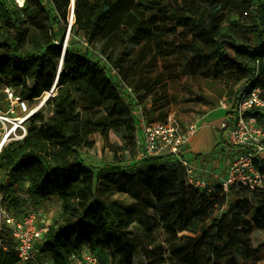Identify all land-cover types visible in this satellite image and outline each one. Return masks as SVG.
<instances>
[{"label":"trees","instance_id":"1","mask_svg":"<svg viewBox=\"0 0 264 264\" xmlns=\"http://www.w3.org/2000/svg\"><path fill=\"white\" fill-rule=\"evenodd\" d=\"M71 6L72 0H24L21 7L0 0V87L18 90L20 101H33L52 89ZM171 28L179 29L180 37ZM69 30L82 35L118 71L139 103L151 99L145 111L149 121H165L169 101L165 90L137 75L134 61L143 50V57L179 55L191 73L201 69L241 82L233 101L248 88H259L264 99V0H74ZM63 53L56 94L28 118L21 139L0 149L1 206L18 203L21 183L28 197L61 200L62 219L50 224L35 244L38 257L70 264L84 240L113 246L136 215L153 208L160 223L182 233L168 239L169 264H222L221 259L234 264L242 249L251 252L254 264H264V240L253 245L250 238L252 222H264V159L254 160L261 187L231 185L227 191L220 185L208 190L190 184L170 154L128 162L136 136L130 102L108 78L101 58L68 45ZM214 106L212 102L210 108ZM96 109L101 111L96 122L120 129L129 146L95 171L79 153L92 143ZM248 115L264 125L263 109ZM113 191L135 201L111 199ZM229 194L239 201L215 216ZM3 230L0 264H19L14 241L6 242ZM148 258V264H158ZM111 264L134 262L128 254H112Z\"/></svg>","mask_w":264,"mask_h":264},{"label":"rangeland","instance_id":"2","mask_svg":"<svg viewBox=\"0 0 264 264\" xmlns=\"http://www.w3.org/2000/svg\"><path fill=\"white\" fill-rule=\"evenodd\" d=\"M116 17L119 19L120 15ZM58 27L56 26V28ZM171 31H174L176 36L180 37L179 29L171 28ZM221 32V29L218 30V37L221 36ZM62 39L64 46L68 45L94 60L100 59L98 51L88 46L82 35H73L69 27L62 32ZM145 52L147 51L143 50L134 61L136 73L145 80L154 82L161 90H165L169 101L168 115L175 118L181 127L187 126L198 120L206 112L218 107L221 100L233 101L235 98L234 92L241 84V82L235 80H221L220 77H213L210 73H205L201 69H196L194 73H191L185 66L180 64L182 59L179 55L161 58L147 54L143 57ZM136 53L137 51L133 56ZM58 68L59 64L55 79L59 71ZM56 92L57 88H54L43 92L40 97L33 101H26V110H24L20 100L10 98L4 88L0 87V144L21 139L28 125V118L39 111ZM13 95L17 97L19 91L15 90ZM150 100L148 98L144 102V111L149 110ZM212 102L215 103V106L210 108ZM48 108L50 107L45 106V109ZM99 113H101L100 109H96L93 113V120L98 118ZM91 137V145L80 149L79 158L92 165L95 171L105 163L112 162L115 152L119 155L122 148L129 146L128 139L123 138L120 129L109 128L108 125H101L96 120L91 130ZM134 157L135 154L128 162L135 161ZM215 185L218 184H209V187ZM18 188L19 201L16 205H8V203L4 206L0 205V211H4V213H1V230L4 229L3 237L6 242H11L13 239L11 234L6 231V215L16 216L24 211L34 212L36 214V224L44 230L53 222L62 219L61 200L58 197L33 199L26 195L25 184H19ZM108 197L119 200L124 204H131L135 201L128 193L120 191H113ZM238 201L237 196L229 194L225 203L221 205L219 210L215 211V216L227 211ZM181 234L178 227L166 226L160 223L153 208H145L133 218V221L125 229L124 234L116 244L113 246L106 244L92 246L89 241L84 240L80 254L92 253L96 255L97 264H111L112 254L116 256L128 254L132 257L134 264H148V256L153 257L158 264H169L167 261L169 256L168 239L171 235L181 236ZM250 238L253 245L264 240V222H252ZM1 245L0 240V247ZM219 247L224 250L225 245L221 244ZM46 261L45 256L38 257V264H47ZM221 262L222 264H233L226 259H221ZM254 262L255 259L252 257L251 252L242 249L237 252L234 264H254ZM260 263H263V261L258 262V264ZM48 264L53 263L49 262Z\"/></svg>","mask_w":264,"mask_h":264},{"label":"built area","instance_id":"3","mask_svg":"<svg viewBox=\"0 0 264 264\" xmlns=\"http://www.w3.org/2000/svg\"><path fill=\"white\" fill-rule=\"evenodd\" d=\"M11 1L19 7L24 2V0ZM42 1L48 3V0ZM72 10L73 6L68 19L69 28L73 22ZM63 52L64 48L62 54ZM99 57L101 64L107 68L108 78L117 85L122 97L130 102L136 127L135 162H141L152 156L173 155L183 167L190 184L210 190L212 187L199 177L194 163L186 156L189 142L200 129V121L196 120L185 127H181L179 122L170 115L165 121H149L143 109L144 103L137 101L136 94L123 82L118 71L112 68L100 54ZM4 91L10 98L19 100L18 96L13 95L14 90L11 88L5 87ZM259 93V88H248L235 101L223 99L218 104V107L225 112V118L220 124L225 141L235 148L225 176L218 182L225 191L231 185L254 190L263 184L262 174L254 165V160L264 154V125L259 124L254 115H248V112L256 108L264 110V99L259 96ZM21 105L26 110L25 102L21 101ZM1 213L4 211H0V230ZM35 219L36 214L31 211L20 212L16 216L6 215V231L13 237L19 264H38L35 244L42 239L45 230L36 224ZM97 261V256L92 253L70 256V264H97ZM49 262L51 261L47 258L45 263Z\"/></svg>","mask_w":264,"mask_h":264},{"label":"crops","instance_id":"4","mask_svg":"<svg viewBox=\"0 0 264 264\" xmlns=\"http://www.w3.org/2000/svg\"><path fill=\"white\" fill-rule=\"evenodd\" d=\"M224 118L225 112L219 107L206 112L198 119L200 129L188 144L186 156L194 163L199 177L208 184H218L225 176L235 152V148L226 143L220 128ZM260 158L264 159V154Z\"/></svg>","mask_w":264,"mask_h":264},{"label":"water","instance_id":"5","mask_svg":"<svg viewBox=\"0 0 264 264\" xmlns=\"http://www.w3.org/2000/svg\"><path fill=\"white\" fill-rule=\"evenodd\" d=\"M74 5V0H72V6ZM72 14H73V10H72ZM63 48H64V45H63ZM62 57H63V54L61 55V60H60V63H59V67L61 66V64H62ZM58 70H59V68H58ZM57 77H58V74H57ZM57 77H56V79H55V82H54V85H53V87H52V89H54L55 88V84H56V81H57ZM2 143L0 144V149H1V147H2Z\"/></svg>","mask_w":264,"mask_h":264},{"label":"bare ground","instance_id":"6","mask_svg":"<svg viewBox=\"0 0 264 264\" xmlns=\"http://www.w3.org/2000/svg\"><path fill=\"white\" fill-rule=\"evenodd\" d=\"M60 69H61V66L59 67V71H60ZM59 71H58V72H59ZM3 143H4V142H3ZM3 143H2V144H3Z\"/></svg>","mask_w":264,"mask_h":264}]
</instances>
